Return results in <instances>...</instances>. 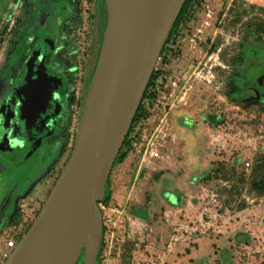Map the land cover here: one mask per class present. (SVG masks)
<instances>
[{
  "label": "rangeland",
  "instance_id": "obj_1",
  "mask_svg": "<svg viewBox=\"0 0 264 264\" xmlns=\"http://www.w3.org/2000/svg\"><path fill=\"white\" fill-rule=\"evenodd\" d=\"M95 4L96 1L90 5L87 0L82 1L84 29L91 27L89 14L96 11ZM59 5L60 2L54 1L48 24L40 29L36 25L32 35L38 36L35 41L27 44V35L19 40L12 55L13 64L21 56H44L46 32L59 31L69 12L60 11ZM6 18V15L1 18L2 25L6 24ZM249 20L264 22V0L194 2L163 60L160 58L156 65L163 72L159 93L149 117L137 127L140 133H149L166 117L169 129L162 155L141 167L140 156L131 147L124 162L115 161L109 176L112 199L108 206L100 205L106 229L101 237L99 264H176L166 257L171 240L175 241L173 237L178 235L183 236L177 239L184 245L179 247L177 264L196 261V256L190 260V251L204 250L205 245L212 250V257L201 256L196 264H205L207 259L208 264H225L220 259L222 247L224 242L230 244L237 238V230L245 231L242 236L247 241L252 238L247 243L250 248L234 246L232 242L231 249L237 258L233 256L229 264H264V195L251 188L256 164L264 154V87L259 84L264 78V41L249 35ZM1 29L0 25V32ZM12 38V34L0 35V58L12 46ZM100 40L99 34L97 41ZM26 47L31 49L26 51ZM78 58L86 61L87 56L80 54ZM73 111L70 139L61 157L23 203L17 223L0 234V264L8 258L2 255L6 242L12 239L19 242V234L25 235L37 216L34 211L42 208L71 156V137L79 125L77 105ZM215 115L221 121L212 126L209 119ZM52 145L51 149L36 151L19 168L1 163L0 177L13 179L18 192L28 191L54 160L59 141ZM209 191L217 195V207L209 199L201 198ZM198 201L201 214L204 204L212 210L210 218L216 217L213 222L216 226L204 234L190 235L183 226L198 218L184 215L187 211L171 210H186L192 206L190 202L198 207ZM12 207L6 208L9 211ZM192 213L197 214L194 210ZM176 217L179 221L174 225ZM254 233L256 236L252 237Z\"/></svg>",
  "mask_w": 264,
  "mask_h": 264
},
{
  "label": "water",
  "instance_id": "obj_2",
  "mask_svg": "<svg viewBox=\"0 0 264 264\" xmlns=\"http://www.w3.org/2000/svg\"><path fill=\"white\" fill-rule=\"evenodd\" d=\"M185 1L105 0L103 41L71 156L4 264H79L83 255V264H96L107 181ZM41 139L22 149L16 166L40 152Z\"/></svg>",
  "mask_w": 264,
  "mask_h": 264
},
{
  "label": "flooded vegetation",
  "instance_id": "obj_3",
  "mask_svg": "<svg viewBox=\"0 0 264 264\" xmlns=\"http://www.w3.org/2000/svg\"><path fill=\"white\" fill-rule=\"evenodd\" d=\"M16 1H13L8 9L7 6H4L6 5L4 2L0 3V25L2 26L0 35L12 34L13 36L12 46L5 57L0 58V164L9 165L11 168H19L25 163L27 164L30 156L24 162H20L18 166L15 165L22 158L19 156L23 152L22 149L28 150L29 146L31 147L33 143L37 142L35 139L38 136L42 138L40 146L42 150L47 147L51 149L52 144L56 141H59V145L55 150L54 160L46 171L33 182L28 191L18 192L17 185L12 184L13 179L7 177L6 181V176L0 177L2 180V182L0 181V234L5 229L14 226L21 214L23 203L30 197L37 183L50 174L68 144L74 120L73 107L77 105L80 117L88 85L97 65L105 31V28L102 30L105 19L107 22L105 0H95L94 23L91 24L90 29H84L83 0H64L63 3L54 0L60 2V8L57 7L60 11L62 9L69 10V23L71 24L67 26L62 23L59 31L52 29L53 31L46 32L43 46L44 56L35 58L21 56L14 60L15 64H13L12 55L18 49L19 40L22 41L27 35V44L28 41H35L38 36L33 38L32 35L36 25L39 29L44 27V17L46 16L42 7L39 10L36 9V14L29 15L27 12L31 5L29 0H23L21 6L16 5ZM87 3L91 4L89 0ZM6 9L8 16L6 24L2 25L1 18ZM56 10L58 11V9ZM90 16L91 13L89 18ZM99 34L101 40L98 42ZM87 38L89 39L88 43ZM82 43L86 45L82 46ZM26 48V51L31 49ZM80 54H83L84 57L87 56L86 61L78 58ZM72 96L75 100L69 103L68 100ZM75 137L76 132L71 137L73 139L72 148ZM12 158L15 163L11 162ZM9 205L13 207L8 211L6 207ZM37 210L34 211L36 215L41 208ZM2 214L5 216H1ZM22 234H19L20 236L17 238H22Z\"/></svg>",
  "mask_w": 264,
  "mask_h": 264
},
{
  "label": "trees",
  "instance_id": "obj_4",
  "mask_svg": "<svg viewBox=\"0 0 264 264\" xmlns=\"http://www.w3.org/2000/svg\"><path fill=\"white\" fill-rule=\"evenodd\" d=\"M90 3H92L93 1L95 0H89ZM196 0H186L183 7H182V10L175 22V25L173 27V30L171 32V35L162 51V54H161V59L163 60V56L166 54V52L168 51V45L170 44V42L173 40V38H175L176 34H177V31L180 27V25L185 21V19L187 18V16L189 15L190 13V10L192 9L193 7V4ZM244 15H248L247 12L244 11ZM242 14H240L241 16ZM106 11H105V18H106ZM243 18V17H240V19ZM90 19L92 21V24L94 23V14L91 13V16H90ZM248 25L250 27V31L248 32L249 35H254L256 37V39L258 41L262 40L264 41V22H252L249 20L248 22ZM106 26V19H105V23L103 25V29L105 28ZM163 76V72L160 68H157L153 75H152V78L149 82V85L145 91V94H144V97L142 99V102L138 108V111L136 113V116L133 120V123L131 125V128H130V131L127 135V138L124 142V145L122 146L117 158H116V161L118 162H124L127 157H128V153L132 147V144L134 141H137L141 138V133L140 131L137 130V127L139 124L142 123V121L146 120L149 115H150V107L153 106L157 96H158V93H159V90H158V85H159V78ZM74 97H70L69 98V103H72L74 102ZM210 121V124L212 126H215L216 123L220 122V118L218 116H211V119H209ZM239 161V160H238ZM255 176L253 178V181H252V186L251 188L253 190H255L258 194L260 195H264V154L262 156L259 157V163L256 164V167H255ZM227 178V177H226ZM106 193H105V197L103 199V201L100 203V205L102 206H108L111 199H112V191L109 189V179L107 181V184H106ZM18 220V219H17ZM17 223V221H16ZM105 227H103V234L105 233ZM103 242H101V245L99 247V252H98V256H97V260H96V264H99V257L100 255L102 254V250H103ZM84 256V255H83ZM83 256L81 257V261H83Z\"/></svg>",
  "mask_w": 264,
  "mask_h": 264
},
{
  "label": "built area",
  "instance_id": "obj_5",
  "mask_svg": "<svg viewBox=\"0 0 264 264\" xmlns=\"http://www.w3.org/2000/svg\"><path fill=\"white\" fill-rule=\"evenodd\" d=\"M22 2L23 0H17L16 5L21 6ZM168 129L169 127L166 117L162 118L156 128H153L149 133L147 131H144L141 134V138L133 142L132 150H135L138 156H140L141 167L146 166L152 161L161 157V149L167 137ZM247 165H249V163H247ZM206 194L207 196L204 198L203 196ZM204 195L201 196L203 200L209 199L210 201H212V205H214L215 207L219 205L217 195H212L210 191L206 192ZM211 213L212 210L204 204L202 214H200V217L197 219V221L193 220L183 226L185 231H190V235H193V233H199L201 235L209 231L213 226H216L214 225L215 223H213L215 222L214 219L216 217L214 216L213 218H210ZM17 244L18 241H16L15 239L8 240L6 242V247L2 250L3 257H9Z\"/></svg>",
  "mask_w": 264,
  "mask_h": 264
},
{
  "label": "crops",
  "instance_id": "obj_6",
  "mask_svg": "<svg viewBox=\"0 0 264 264\" xmlns=\"http://www.w3.org/2000/svg\"><path fill=\"white\" fill-rule=\"evenodd\" d=\"M13 1H16V0H0V3L2 2H4L6 5H4V6H7V9H8V6L9 5H12V2ZM32 1L33 0H29V3L31 4L30 5V8L27 10V12H28V14L29 15H33V9L35 10V12H37V10H39V9H41V7H40V5H44L43 7H42V11L44 12V14H46V16L44 17V24L43 25H46V24H48V22H50V18L52 17V13H53V9H51V7H52V5H53V1L52 0H35V3L38 5V7H34L33 8V6L34 5H32ZM43 2V3H42ZM6 9V12L4 13V16L6 15V17L8 16V10ZM37 9V10H36ZM42 12V13H43ZM46 12V13H45ZM27 14V15H28ZM36 14V13H35ZM41 14V13H40ZM66 20L63 22L65 25H70L71 23H69V20H70V14H69V12H68V14H66ZM39 17H41V15H39ZM199 202V204H198V207L196 206V205H194V204H192L191 202H190V205H192L191 207H187V209L185 210V209H179V210H171V212L172 213H178V212H181V211H187V212H185V213H183L184 215H188V217H196V218H199L200 217V215L199 214H201L200 212V210H201V205H200V201H198ZM189 210H190V212H189ZM196 211L197 212V214H195V215H193V213H192V211ZM195 213V212H194ZM172 215H174V214H172ZM199 215V216H198ZM172 218H174L173 216H171ZM170 218V217H169ZM179 219V217H176L175 219H174V222L173 223H175L174 225H177V221H179L178 220ZM245 231L244 230H237V232H236V234H235V236L237 237V238H234L233 239V241H230V244H228V241H226V240H223V241H226V242H224V245H223V247H222V249H223V251L224 252H222L221 253V260H223V262L225 263V264H229L230 263V261H231V259L233 258V256H235L236 258H237V255H235V252H233L232 251V249H231V244H232V242L234 243V246H236V245H241V246H243V247H245V248H250V246H248L247 245V243L252 239H249V241H247L246 240V238H243V236H242V234L244 233ZM251 236L253 237V236H256V234L254 233V234H251ZM173 238H175V241H173V239L171 240V247H170V250H168V255H167V257H166V259H169L170 261L171 260H173L174 259V262L177 264V261H175V258L177 257H179L178 256V253L181 251L180 250V248L179 247H182V245H184V242H182V241H179V239H177V238H183V236H180V235H178V236H175V237H173ZM222 242V241H221ZM184 247V246H183ZM199 248V247H198ZM189 249V248H188ZM187 249V250H188ZM199 250V249H198ZM197 250V252L195 251V250H192V251H190V260H191V257L193 256V257H195L196 256V261H194V262H192L191 264H196L199 260H200V258H201V256H204V257H212L211 256V252H212V250L208 247L207 248V245H205L204 246V250H199L198 251ZM218 250V249H217ZM213 255H216L217 256V260H218V255L215 253V251H214V254ZM216 256H214V257H216ZM174 264V263H173ZM205 264H208V259L206 260V263Z\"/></svg>",
  "mask_w": 264,
  "mask_h": 264
}]
</instances>
